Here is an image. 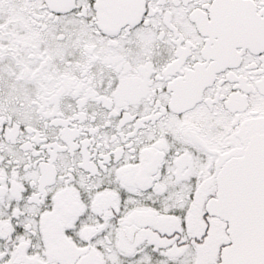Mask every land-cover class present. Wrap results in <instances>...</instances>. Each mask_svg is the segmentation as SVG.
Wrapping results in <instances>:
<instances>
[{
    "label": "flooded vegetation",
    "instance_id": "1",
    "mask_svg": "<svg viewBox=\"0 0 264 264\" xmlns=\"http://www.w3.org/2000/svg\"><path fill=\"white\" fill-rule=\"evenodd\" d=\"M262 135L264 0H0V264H218Z\"/></svg>",
    "mask_w": 264,
    "mask_h": 264
},
{
    "label": "water",
    "instance_id": "2",
    "mask_svg": "<svg viewBox=\"0 0 264 264\" xmlns=\"http://www.w3.org/2000/svg\"><path fill=\"white\" fill-rule=\"evenodd\" d=\"M216 182V198L206 210L226 223L230 241L218 264H264V135L230 161Z\"/></svg>",
    "mask_w": 264,
    "mask_h": 264
},
{
    "label": "rangeland",
    "instance_id": "3",
    "mask_svg": "<svg viewBox=\"0 0 264 264\" xmlns=\"http://www.w3.org/2000/svg\"><path fill=\"white\" fill-rule=\"evenodd\" d=\"M121 223L122 222L119 223L120 227L117 228L116 234H113L112 236L114 237L115 245H117L118 247H125L126 245L132 246L131 248L130 247L129 248L134 251L135 249L138 250L143 244H146V240L139 241L140 237L143 235L139 231L135 230L136 225L134 223L127 222V223H123L122 225ZM204 233H205L204 230L198 229L196 230V232L191 234H186V235L176 234V248L181 250V248L183 249L184 247H180V246L186 245L184 244L186 242H191L193 246L196 248L197 255L199 256L200 253L203 252L202 248L200 246H196L193 243L194 241L192 240L200 237H204ZM85 235H87V233H85ZM68 249H69V256H68L69 264L82 263L81 252L77 251L78 249L71 247V245H69ZM215 256H217V253L215 254ZM180 264H190V263H188L187 260H183L180 262Z\"/></svg>",
    "mask_w": 264,
    "mask_h": 264
}]
</instances>
